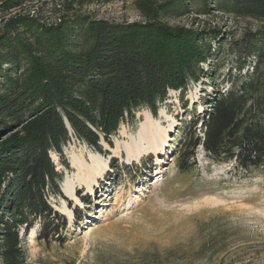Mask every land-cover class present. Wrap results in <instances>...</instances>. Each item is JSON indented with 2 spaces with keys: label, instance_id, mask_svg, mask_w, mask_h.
Wrapping results in <instances>:
<instances>
[{
  "label": "trees",
  "instance_id": "16d2710c",
  "mask_svg": "<svg viewBox=\"0 0 264 264\" xmlns=\"http://www.w3.org/2000/svg\"><path fill=\"white\" fill-rule=\"evenodd\" d=\"M40 1L0 0V264H28L20 233L37 224L41 241L64 242L67 219L49 199L64 198L51 153L63 157L67 123L103 154L101 140L112 147L140 108L156 117L171 90L206 79L213 91L185 132L178 168H194L202 148L216 163L264 175V29L235 40L196 28L197 17L169 22L219 12L264 23V0H137L136 22L92 18L64 0L51 23L25 8ZM222 56L230 66L217 83Z\"/></svg>",
  "mask_w": 264,
  "mask_h": 264
},
{
  "label": "rangeland",
  "instance_id": "374dc122",
  "mask_svg": "<svg viewBox=\"0 0 264 264\" xmlns=\"http://www.w3.org/2000/svg\"><path fill=\"white\" fill-rule=\"evenodd\" d=\"M136 1L77 0L75 6L92 18L136 22L143 20ZM62 2L43 0L25 8L42 10L43 19L51 23L59 18L55 10ZM192 17L169 22L192 26L197 17L196 28L217 27L235 40L250 30L264 29V23L250 17L219 12ZM220 65L217 83L230 66V57L222 56ZM203 67L208 68L207 64ZM211 85L203 79L190 83L185 93L171 90L156 117L140 108L135 121H125L112 137V147L101 140L103 154L80 141L67 123L71 138L63 147V157L51 153L64 179L68 176L73 182L80 176L72 159L91 166L92 153L101 155L99 172L105 166L106 169L98 184L92 186L94 192L75 188L77 200L67 198L63 181L60 183L64 198L51 197L49 202L67 219L62 231L64 242L41 241L40 224L29 231L22 230L27 263L264 264L262 172L237 169L234 163H216L202 148L196 151L194 168L183 172L178 168L185 132L203 111L204 100L213 91ZM146 113L151 120H147ZM150 125L160 137L158 155L132 156L129 148L139 140L140 132L144 139L149 138Z\"/></svg>",
  "mask_w": 264,
  "mask_h": 264
},
{
  "label": "bare ground",
  "instance_id": "6f19581e",
  "mask_svg": "<svg viewBox=\"0 0 264 264\" xmlns=\"http://www.w3.org/2000/svg\"><path fill=\"white\" fill-rule=\"evenodd\" d=\"M147 120H151L152 117L149 113H146ZM142 125V124H141ZM155 129V128H154ZM153 129V125H150L147 129L148 131V139H144L142 136V132H140L139 140L133 142L132 146L129 148V153L133 154L132 156L140 157V155L151 153L158 155L160 150V146L158 145L160 137L157 135V131ZM53 160H55L54 156L52 155ZM158 159V157H157ZM129 160H131L129 158ZM90 161H92L91 166H87L85 162L76 161L72 159L70 162L72 163L73 167L78 168L80 176L72 182V179L68 176L62 182V188L64 195L69 199L77 200V195L75 192V188L81 187L82 189H86L87 191L94 192L92 189L93 185L98 184V178L102 176L103 171H105L106 166L103 168L101 172H99V168L102 164L101 155L92 153L90 155ZM97 173V175H95ZM91 181L92 183L88 182Z\"/></svg>",
  "mask_w": 264,
  "mask_h": 264
}]
</instances>
